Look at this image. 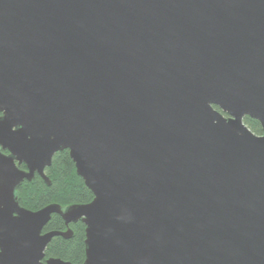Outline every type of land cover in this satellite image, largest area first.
Here are the masks:
<instances>
[{"label":"water","instance_id":"95a60500","mask_svg":"<svg viewBox=\"0 0 264 264\" xmlns=\"http://www.w3.org/2000/svg\"><path fill=\"white\" fill-rule=\"evenodd\" d=\"M63 150L93 199L20 206ZM52 214L83 264H264V0H0V264H70Z\"/></svg>","mask_w":264,"mask_h":264},{"label":"trees","instance_id":"16d2710c","mask_svg":"<svg viewBox=\"0 0 264 264\" xmlns=\"http://www.w3.org/2000/svg\"><path fill=\"white\" fill-rule=\"evenodd\" d=\"M244 124L255 135H261L262 129L258 121L249 117L243 118ZM20 168L24 169V165ZM45 174L50 180L47 185L44 180L34 175L31 181H23L16 191L20 206L36 211L48 204H59L65 208L73 204H86L93 199L92 192L84 185L83 180L77 176L75 166L67 150L54 154ZM72 230L70 238L54 236L44 251V259L59 258L70 264H83L85 258V225L78 221L64 224L62 218L52 214L43 232Z\"/></svg>","mask_w":264,"mask_h":264}]
</instances>
